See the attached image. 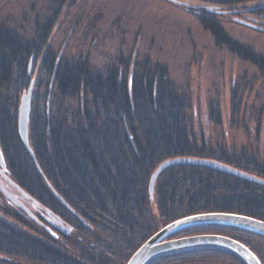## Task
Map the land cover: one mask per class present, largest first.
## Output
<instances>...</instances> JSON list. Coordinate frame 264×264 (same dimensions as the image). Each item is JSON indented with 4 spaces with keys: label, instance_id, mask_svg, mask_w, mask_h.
<instances>
[{
    "label": "trees",
    "instance_id": "1",
    "mask_svg": "<svg viewBox=\"0 0 264 264\" xmlns=\"http://www.w3.org/2000/svg\"><path fill=\"white\" fill-rule=\"evenodd\" d=\"M203 1L245 6L264 22V0ZM253 1L256 6H247ZM54 22H41L34 38L0 24V151L9 179L33 209L68 228L40 217L43 232L31 236L0 218V264H125L158 229L183 216L218 211L264 221V185L208 166L170 165L150 194V176L166 159H213L263 179L264 160L254 146L225 147L197 134L190 100L168 81L165 67L144 61L128 68L121 61L98 72L83 58L63 61L49 45L44 50ZM199 22L215 44L264 78L263 56L228 37L214 16ZM32 79L28 143L35 160L18 131L21 97ZM241 91L232 95L231 124L240 118ZM209 119L221 126L218 112ZM58 231L65 245L54 237ZM199 233L235 238L264 264V236L238 227L198 224L163 239ZM145 264L246 263L224 247L197 245L161 252Z\"/></svg>",
    "mask_w": 264,
    "mask_h": 264
},
{
    "label": "rangeland",
    "instance_id": "2",
    "mask_svg": "<svg viewBox=\"0 0 264 264\" xmlns=\"http://www.w3.org/2000/svg\"><path fill=\"white\" fill-rule=\"evenodd\" d=\"M245 9L203 0H0V24L23 38H34L40 23L53 19V26L46 25L51 31L44 50L49 45L63 61L83 58L98 72L121 61H128V68L144 61L165 67L168 81L190 100L197 134L225 147L254 146L264 160V78L251 64L215 44L199 22L202 16H214L228 37L264 57V32L238 20L260 26L264 22ZM238 91L243 93L240 118L231 124V99ZM216 112L221 126L209 119ZM5 191L14 193L0 185V218L18 231L40 236L43 231L34 219L44 215L43 210L33 209L20 194L18 200L30 212L26 213L8 202ZM152 211L157 214L155 201Z\"/></svg>",
    "mask_w": 264,
    "mask_h": 264
},
{
    "label": "water",
    "instance_id": "3",
    "mask_svg": "<svg viewBox=\"0 0 264 264\" xmlns=\"http://www.w3.org/2000/svg\"><path fill=\"white\" fill-rule=\"evenodd\" d=\"M240 23L264 32V26L254 24L245 20H238ZM29 63L28 70L30 71ZM34 79L30 81V85L26 93L21 97V103L18 109V131L25 147L30 152L32 158L34 155L28 143V120L31 108V97ZM35 160V159H34ZM0 163L2 164V155L0 151ZM195 164L208 166L213 169L235 175L237 177L264 185V179L255 175L246 173L239 169L233 168L227 164L221 163L213 159L192 158V157H175L162 161L153 171L149 180L148 191L153 192V186L158 174L166 167L173 164ZM18 203L16 200H14ZM19 204V203H18ZM21 205V204H19ZM23 207V206H22ZM30 214L26 207H23ZM198 224H220L242 228L244 230L264 236V221L232 212H203L195 213L175 219L158 229L152 234L139 248L130 256L125 264H145L153 256L172 249L197 246V245H213L224 247L236 253L246 264H261L256 254L251 251L245 244L239 240L227 235L219 233H199L181 236L171 239H163L171 232L183 227Z\"/></svg>",
    "mask_w": 264,
    "mask_h": 264
},
{
    "label": "flooded vegetation",
    "instance_id": "4",
    "mask_svg": "<svg viewBox=\"0 0 264 264\" xmlns=\"http://www.w3.org/2000/svg\"><path fill=\"white\" fill-rule=\"evenodd\" d=\"M2 162H3V160H2ZM2 181V183H0V185H6V186H9V187H11V190H12V192H14V193H10V192H8V191H5V193L8 195L7 197H9V199L11 200V201H8V202H12L14 205H15V207L16 208H20V209H23V207H26L27 208V206L23 203V202H20V200H18V198L17 197H22V195H20V194H23L21 191H20V189L15 185V183L14 182H12L10 179H9V177H8V174L6 173V167H5V164H4V162L1 164L0 163V182ZM7 188H3V190H6ZM13 194V195H12ZM10 197H12V198H10ZM14 200H18L19 202V204H21V205H19L18 203H16ZM23 206V207H22ZM24 210V209H23ZM39 211H42V209H38V212ZM43 212H44V210H43ZM26 213H27V211H26ZM41 214V213H40ZM40 217H42V218H49L47 215H45V212H44V215H42V216H38V217H36V219H34V220H36V223L38 224V226L41 228V227H43V223H41L40 221L38 222V220H39V218ZM49 220L51 221V223H53L54 224V226L57 228V229H66V228H68L67 227V225H65L64 223H62V222H60L58 219H56L55 221H54V219L52 218H49ZM41 223V224H40ZM53 235H54V237L58 240V239H60L59 237H61L60 235H61V233L58 231V232H55V233H53Z\"/></svg>",
    "mask_w": 264,
    "mask_h": 264
}]
</instances>
